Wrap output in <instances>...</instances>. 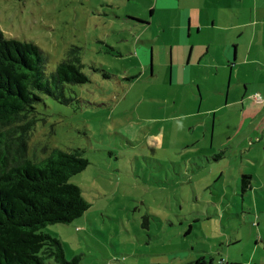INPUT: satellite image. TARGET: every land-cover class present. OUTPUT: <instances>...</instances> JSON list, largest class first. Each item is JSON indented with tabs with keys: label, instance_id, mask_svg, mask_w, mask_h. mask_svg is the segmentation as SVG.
<instances>
[{
	"label": "rangeland",
	"instance_id": "rangeland-1",
	"mask_svg": "<svg viewBox=\"0 0 264 264\" xmlns=\"http://www.w3.org/2000/svg\"><path fill=\"white\" fill-rule=\"evenodd\" d=\"M152 1L0 0L6 37L37 44L47 72L70 46H79L89 78L66 84L70 104L43 97L29 143L32 159L57 147L80 149L89 160L69 178L88 209L71 222L43 228L62 241L67 260L78 258L75 264H186L203 250L226 263L225 254L240 245L249 249L264 232V213L258 218L240 188L241 164L245 172L264 174V149L250 153H261L254 164L237 145L242 134L229 139L239 115L223 102L226 94L218 99L215 84H201L198 114L197 84H168L164 43H176L175 38L155 22L143 30L144 23L135 21L149 23ZM154 13L161 22L167 19L163 7ZM160 61L165 68L152 76V65ZM235 75L233 83L244 89V82L251 86L264 79V68L238 67ZM260 89L264 102V86ZM224 165L223 175L210 176V166L216 171ZM243 201L246 211L251 208L250 226L240 215ZM236 238L242 239L239 245L228 244Z\"/></svg>",
	"mask_w": 264,
	"mask_h": 264
},
{
	"label": "trees",
	"instance_id": "trees-1",
	"mask_svg": "<svg viewBox=\"0 0 264 264\" xmlns=\"http://www.w3.org/2000/svg\"><path fill=\"white\" fill-rule=\"evenodd\" d=\"M83 67L80 47L72 45L47 72L46 57L37 44L6 37L0 30V264L78 261L67 260L62 241L43 228L71 222L88 209L80 187L69 178L85 169L89 160L80 149L57 147L32 159L29 143L38 120L37 105L44 96L70 104L73 97L66 95V84L88 82ZM241 177L244 191L250 175ZM195 264L206 262L199 258Z\"/></svg>",
	"mask_w": 264,
	"mask_h": 264
},
{
	"label": "crops",
	"instance_id": "crops-1",
	"mask_svg": "<svg viewBox=\"0 0 264 264\" xmlns=\"http://www.w3.org/2000/svg\"><path fill=\"white\" fill-rule=\"evenodd\" d=\"M157 6L163 7L168 15L163 22L155 18ZM148 8L149 23L135 21L144 23L143 30H147L151 27L150 24L155 22L161 33L169 31V35L176 41L164 43L169 50V65L166 68L168 84L174 83L184 87L197 84L199 109L194 114L199 113L202 103L201 84H215L219 88L218 99L221 94H226L223 102L233 107L239 115L238 128L231 131L230 134L233 135L229 139L242 134L237 145L240 149L247 150L248 161L258 163L261 153L259 156H250V153L259 150L262 152V148L264 149V102L255 101L253 95L264 86V79L254 82L251 86L244 82V89L239 87L237 82L233 83L232 79H235L238 67L246 66L254 70L264 68V0H154L148 3ZM154 38L155 35L151 37L152 40ZM161 68H165L164 62L160 61L156 68L153 64L152 76L154 71ZM207 111L210 112V109ZM210 137L213 144L214 129L211 130ZM227 143L231 144V140ZM210 167V176L216 173L223 175L226 170V165L218 166L216 171L213 166ZM240 167V176L250 175L247 187L242 191V198L253 202L260 218L264 213V192L259 193L258 190L264 186V174H259L256 169L245 172L244 164ZM259 177L263 181L259 180ZM255 183L259 185L256 186ZM241 208L240 215L243 219H248L250 226L251 208L247 207L246 211L244 201ZM259 237L249 249L240 245L237 251L225 254L228 259L225 260L226 263L203 250L197 254L195 260L190 259L186 264H192L199 258H203L206 264H264V232L261 231ZM241 241L240 238L229 239L228 244L236 246ZM161 263L157 261V264Z\"/></svg>",
	"mask_w": 264,
	"mask_h": 264
},
{
	"label": "built area",
	"instance_id": "built-area-1",
	"mask_svg": "<svg viewBox=\"0 0 264 264\" xmlns=\"http://www.w3.org/2000/svg\"><path fill=\"white\" fill-rule=\"evenodd\" d=\"M259 92H260V91H259ZM259 92H256V93L253 95V99H254L255 101L262 102V100H263V96H262V94L259 93ZM221 261H222V263H223V260H221Z\"/></svg>",
	"mask_w": 264,
	"mask_h": 264
}]
</instances>
